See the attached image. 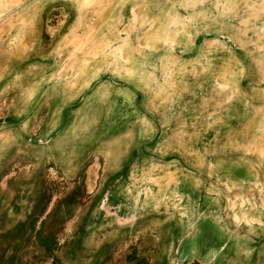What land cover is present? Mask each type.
<instances>
[{
  "label": "rangeland",
  "instance_id": "1",
  "mask_svg": "<svg viewBox=\"0 0 264 264\" xmlns=\"http://www.w3.org/2000/svg\"><path fill=\"white\" fill-rule=\"evenodd\" d=\"M69 1L78 7L37 16L49 38L57 35L51 53L40 52L36 23L17 41L0 24V60L20 46L40 58L0 87V264H264V0H147L132 40L113 55H87L95 41L87 49L82 37L97 8ZM123 47L131 56L117 54ZM129 149L132 181L122 191L132 207L102 214V196L87 191L103 181L94 169L89 185L76 173L85 160L93 163L83 174ZM48 157L58 170L74 164L60 171L72 183L53 169L56 199L43 179L2 178ZM162 173L246 199L218 204L211 218L220 224L204 232L199 200L152 198L148 178ZM223 206L236 222L222 220ZM178 214L180 233L167 225ZM198 231L204 258L195 257Z\"/></svg>",
  "mask_w": 264,
  "mask_h": 264
},
{
  "label": "crops",
  "instance_id": "2",
  "mask_svg": "<svg viewBox=\"0 0 264 264\" xmlns=\"http://www.w3.org/2000/svg\"><path fill=\"white\" fill-rule=\"evenodd\" d=\"M147 0H85L86 6H83L79 9H85L84 7H87L88 9H91V7H96L97 8V14L98 17L96 18L95 21H91L89 23L88 27V32L86 35L82 37L84 40L86 39L87 42L86 47L89 49V44L88 41L94 40V46L91 50H88L87 55H91L92 53L95 54H108V55H113L116 53V51L119 48V45H125L126 42L132 40V23L137 24L138 16L141 17L144 15L143 8L144 7H149L150 4L146 3ZM160 2H157V5L162 6L163 2L168 6V0H157ZM190 0H173V2H184L189 4ZM194 1V0H192ZM155 3V1H154ZM60 6H65L66 8L68 7H78L76 2H71L69 0H0V24L1 26H5L6 28L10 29L12 31L9 33V38L11 40L17 41L19 39L18 37V30H21L24 32H28L25 29V25L27 28V25L29 24H37L38 29L37 30V37L40 42V37H39V32H42L41 38L44 41V48L40 52H48L51 53V50H53L56 47V41H57V35L54 37L49 38L45 27L41 26L45 23L44 22V17L45 15L40 18L37 17L40 14V11L42 8H47L48 12H51V10H56V8ZM142 7V8H141ZM15 9V10H14ZM56 14V13H55ZM3 28V27H0ZM41 28V31H40ZM14 29V30H13ZM80 31L77 32L76 35L79 34ZM3 32L0 33V49L3 48L4 43L3 41ZM25 35H29V33H26ZM31 41V38L28 37L26 38V41ZM48 40V42H47ZM38 42V43H39ZM15 44V43H14ZM84 44V45H85ZM83 45V46H84ZM38 45H36L37 49ZM20 48H25L24 46L16 47L13 49L11 52L9 51L7 53V57H13V59L7 63L3 62V60H0V73H3V77L0 78V87H3L5 85V82L10 80L12 77L17 78L20 76V74L25 71L27 68H30L31 65H34V62L36 59L40 61L39 57L35 56V53H26L24 54L23 51H17V49ZM78 48V47H77ZM75 50H79L76 49ZM124 50V51H123ZM55 51V50H54ZM123 51V52H122ZM75 52V51H74ZM55 54V52H54ZM118 55H130L131 52L126 51V49L123 47L121 51L117 53ZM1 57V55H0ZM19 58V59H18ZM9 61V60H8ZM16 61V62H15ZM13 62L14 65H11ZM50 62V60H49ZM12 66V67H11ZM35 66V65H34ZM40 68V67H38ZM49 71H55L54 69H51L50 67ZM96 69V68H95ZM39 70V69H37ZM39 81V78L37 79ZM62 98L58 99L57 101L52 102L54 103V108L57 105L59 101H61ZM45 100V99H43ZM57 107V106H56ZM119 146V145H116ZM122 148V147H120ZM71 150V149H69ZM126 150V149H125ZM119 148L117 151H125ZM81 152V151H80ZM131 150L129 149V154L126 156L120 155L119 159H114L108 158L106 160V163H104V166L100 165V162L98 161L96 165L92 168L90 171H86V174H83L82 171L85 169H88L87 167L93 163V160H85L84 163V169L83 167L80 166L83 170L76 173V178L78 179L80 175L83 176V179H85V182L87 185L91 182L92 179V171L93 169L96 170V179H98V182L101 183L103 181L102 187L98 186L96 188V191L93 193L87 191V195H89V199H96L100 196H102L103 200V205L100 208L101 213H105L104 210L106 208H111L114 210V212L117 214H114L117 217L123 216L124 213L123 211L125 210V207H132L131 199H132V193L130 192L129 194L125 193V191H122L125 189V183H127V180L132 181V169L128 171V176H126V169L125 167L127 166L128 168L131 167L132 165V160H131ZM125 157V161H122V157ZM104 157V156H103ZM109 157V156H107ZM39 160L38 162L33 161V164L38 163L36 167H32V170H27L23 168V172H20L17 174L15 171V174H6L2 177L3 179H43V182L48 184L50 189L52 190V198L56 199V196H54L55 190L54 185H56L57 182V174H54V170H57L59 172L60 176H63V173L60 171L62 169H68L66 166L67 163L70 164L71 167L74 166L73 162L71 160L63 162L64 165L61 169L58 170V164H62L61 162H57L53 160L52 158L48 157L47 159H44V161ZM122 162V163H121ZM125 163V164H124ZM104 168H107V173H105ZM123 168V169H122ZM132 168V167H131ZM102 170V171H101ZM104 171V172H103ZM62 174V175H61ZM67 174L64 173L63 178L70 179L71 183L73 181V176H66ZM152 184L151 188V194L152 198L160 199L165 201L166 199H185L188 197V199H191L192 201H197L199 200V210H201V207L204 206L206 208V217L204 220L205 222H209L210 225L206 226L204 229V232L208 230V228H216L220 224V222L217 221V218L212 219V211H215L217 209L218 204H224L225 200H245L244 197L237 196L234 197L232 195L233 191L227 192L224 196L222 195H215L214 193L211 194L209 187H205L206 189H201L199 186V189L197 188L198 182L197 179H179L178 177H174L172 175H165L164 173L150 176L148 178ZM7 182V181H6ZM9 182V181H8ZM200 182V181H199ZM210 181H206V184H209ZM200 185V184H199ZM244 186V185H243ZM72 191V188H71ZM101 191L103 192L101 194ZM154 192L156 196H154ZM68 193V192H67ZM66 193V194H67ZM75 193V192H74ZM73 193V194H74ZM228 195V198H227ZM246 196V195H244ZM128 200L129 204H125L124 201ZM203 201V202H201ZM112 205H111V204ZM202 203V204H201ZM109 204L111 207H109ZM197 204V203H195ZM163 204H161V209H164ZM228 212L227 209H225V206H223V213H224V218L222 220L225 221H231V222H236L235 219H228V216L226 215ZM230 212V210H229ZM201 213V212H200ZM126 215V214H125ZM132 215V212L131 214ZM137 215V213H136ZM203 218L201 219L202 222ZM203 220V221H204ZM181 222V224L179 223ZM167 225L170 227H175L180 233L181 229L185 226V219H183V222L181 221V218H179V214L173 218H169ZM129 228L130 225H128ZM199 227V225H198ZM237 227V225H236ZM196 230V229H195ZM72 235V234H71ZM201 233L198 231L197 237L193 240H199L198 238L200 237ZM180 237V234L178 235ZM239 241V239H236ZM64 240L63 242H65ZM187 240L184 239L182 242H186ZM243 241V239H242ZM200 240L197 243V245H194L196 248L195 254L196 258H204L206 256V250L205 253L203 254V251L198 252V247L200 244ZM201 246V244H200ZM193 247V245H192ZM247 258L248 255L246 254H241V258ZM242 258V259H243ZM208 264H211V262H208Z\"/></svg>",
  "mask_w": 264,
  "mask_h": 264
},
{
  "label": "water",
  "instance_id": "3",
  "mask_svg": "<svg viewBox=\"0 0 264 264\" xmlns=\"http://www.w3.org/2000/svg\"><path fill=\"white\" fill-rule=\"evenodd\" d=\"M103 214V213H102ZM179 239V238H178Z\"/></svg>",
  "mask_w": 264,
  "mask_h": 264
},
{
  "label": "trees",
  "instance_id": "4",
  "mask_svg": "<svg viewBox=\"0 0 264 264\" xmlns=\"http://www.w3.org/2000/svg\"><path fill=\"white\" fill-rule=\"evenodd\" d=\"M74 195V194H73Z\"/></svg>",
  "mask_w": 264,
  "mask_h": 264
}]
</instances>
